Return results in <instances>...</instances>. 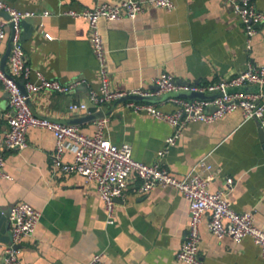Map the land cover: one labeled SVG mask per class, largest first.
I'll list each match as a JSON object with an SVG mask.
<instances>
[{"label": "crops", "instance_id": "1", "mask_svg": "<svg viewBox=\"0 0 264 264\" xmlns=\"http://www.w3.org/2000/svg\"><path fill=\"white\" fill-rule=\"evenodd\" d=\"M5 1L36 12L20 23L29 65L46 77L86 80L67 93L49 89L33 92L29 104L34 113L76 124L86 134H92L96 118L105 115L107 137L115 143L130 142L135 159L154 161L171 132L169 123L125 107V98L100 105L90 103L88 89L97 87L98 80L88 23L62 12L69 7H92L101 1L118 0ZM173 1L175 6L170 11L149 6L135 18L99 19L112 88L127 91L150 87L162 71L178 82L206 84L235 74L248 61L264 62V23L259 25L252 48L247 51L242 24L229 2ZM253 1L264 9V0ZM44 10L49 13L41 14ZM43 30L52 37H44ZM11 33L7 26L0 44L5 68ZM31 78L36 80L34 73ZM144 100L165 111L175 107L164 94ZM79 101L87 103L88 109H68L70 102ZM11 114L7 93L0 83V128L8 126ZM259 132V121L243 120L239 109L213 122L192 120L168 147L161 162L181 176L204 157L207 166L198 171L214 175L210 189L225 188V178L231 176L234 184L227 195L233 207L252 210L254 222L264 227V140ZM53 146L51 131L31 126L25 147L5 151L4 169L11 178H0V214L17 201L29 202L41 210L33 235L23 238L19 245L20 264H82L100 251L104 253V264H185L175 258L189 220L188 202L178 189L155 186L144 194L137 193L133 189L137 179L131 177L124 199L116 202L114 221L108 223L102 200L91 182H85L77 173H60L51 167ZM63 158L70 161L73 155L66 151ZM206 221L207 214L199 225V254L208 264H264L251 237L240 241L216 237ZM9 231L8 227L5 233L0 231V243L7 242Z\"/></svg>", "mask_w": 264, "mask_h": 264}, {"label": "built area", "instance_id": "2", "mask_svg": "<svg viewBox=\"0 0 264 264\" xmlns=\"http://www.w3.org/2000/svg\"><path fill=\"white\" fill-rule=\"evenodd\" d=\"M231 4L232 11L242 24L245 35V50L252 48V37L259 25L264 23V9L256 6L253 0H224ZM161 7L167 11L174 8L173 0H118L101 1L92 7L72 8L62 12L71 17L83 18L88 23L89 41L96 58L97 87L88 89V99L92 105H100L128 95L124 106L135 112H145L168 122L171 132L165 137L164 145L157 150V157L152 162H144L132 156L131 143L113 142L105 135L107 116L95 120L92 134L82 132L78 125L65 123L40 116L29 104L30 95L40 89H49L67 93L85 82L84 78L62 81L56 77H46L38 69L29 65L24 56L20 23L21 20L36 14L33 10L19 9L5 0H0V10L8 18L0 17V44L6 33V27L12 29L8 68L1 66L0 83L5 89L12 114L8 126L0 128V178H11L4 169L5 151L21 149L27 145V130L31 126L43 127L51 131L54 146L50 153L51 167L60 173L74 172L81 175L85 182H91L102 200L107 222L114 221V208L118 199H124L130 178L137 179L133 189L144 194L155 186H173L178 189L188 202L189 220L183 241L179 245L175 258L185 264H208L199 254V225L207 214L206 225L216 237L229 236L235 241L249 236L258 245L264 257V227L254 222L250 209L237 210L228 198V191L234 184L231 176L225 178L226 187L210 189L213 174H202L199 167L207 166L204 157L197 159L191 170L178 176L162 162L161 157L182 134L183 129L192 120L213 122L226 113L239 109L243 120L257 119L264 129V62L254 64L250 61L235 74L220 77L206 84L178 82L167 71L160 72L153 78L150 87H138L130 90L114 89L109 84L107 49L99 29V19L113 20L122 16L135 18L146 7ZM44 10L41 14H48ZM42 35L51 38L47 31ZM1 57V56H0ZM1 59V58H0ZM34 73L36 80L31 78ZM254 88H247V87ZM184 91L207 93L210 96L186 97L170 96L174 109L165 111L144 97L160 96L167 92ZM68 109L73 112L85 111L87 103L70 102ZM68 151L72 160H64ZM41 217V210L26 201L15 202L9 211L10 239L0 243L2 259L0 264H20V243L23 238L33 235ZM104 253L95 252L82 264H104Z\"/></svg>", "mask_w": 264, "mask_h": 264}, {"label": "water", "instance_id": "3", "mask_svg": "<svg viewBox=\"0 0 264 264\" xmlns=\"http://www.w3.org/2000/svg\"><path fill=\"white\" fill-rule=\"evenodd\" d=\"M0 14L3 15L4 18H8V14L4 11H1L0 10ZM21 22L23 23V19L21 20ZM11 36H12V33H11ZM9 49H10V45H9V48H8V51H7V54L9 52ZM1 66L4 67V57L1 58ZM174 95H180V96H186V97H194V96H204L202 93L200 92H184V91H173V92H167V93H164V96H174ZM127 97L129 98H141L140 96L138 95H128ZM125 97V98H127ZM146 98H149V97H146ZM260 137L261 139L264 140V129L260 126ZM12 206V205H11ZM10 207H8L7 209H2L1 212L2 214H0V231L3 233H5V228H10V220H9V211H10ZM9 236H8V239L7 241H9L10 239V231H9Z\"/></svg>", "mask_w": 264, "mask_h": 264}]
</instances>
